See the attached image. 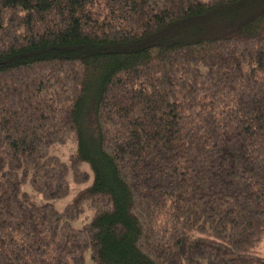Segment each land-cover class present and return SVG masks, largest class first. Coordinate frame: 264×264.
<instances>
[{
    "label": "trees",
    "instance_id": "obj_1",
    "mask_svg": "<svg viewBox=\"0 0 264 264\" xmlns=\"http://www.w3.org/2000/svg\"><path fill=\"white\" fill-rule=\"evenodd\" d=\"M263 239L264 0H0V264H264Z\"/></svg>",
    "mask_w": 264,
    "mask_h": 264
},
{
    "label": "rangeland",
    "instance_id": "obj_2",
    "mask_svg": "<svg viewBox=\"0 0 264 264\" xmlns=\"http://www.w3.org/2000/svg\"><path fill=\"white\" fill-rule=\"evenodd\" d=\"M72 149H73V146H71V144H67L66 146L62 147V148H61V152H60L61 157H62L63 159H65V160H67L69 154L72 152ZM83 167H85V169L88 168L87 164H83ZM80 186H81V185L78 186V185H76L75 183H73V184H72V191H71V193H70V196H71L72 194H74V193L76 192V190H77ZM88 213H89V210L86 211V214H88ZM88 216H89V215H88ZM259 251H260L261 255L264 256V239H263V241L260 243Z\"/></svg>",
    "mask_w": 264,
    "mask_h": 264
}]
</instances>
